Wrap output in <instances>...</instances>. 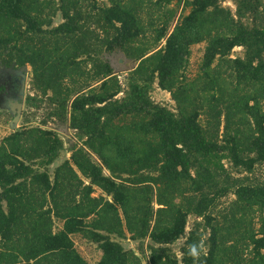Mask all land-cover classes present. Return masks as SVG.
Instances as JSON below:
<instances>
[{
    "label": "trees",
    "instance_id": "trees-1",
    "mask_svg": "<svg viewBox=\"0 0 264 264\" xmlns=\"http://www.w3.org/2000/svg\"><path fill=\"white\" fill-rule=\"evenodd\" d=\"M157 1L183 2L191 9L172 30L168 22L156 26L154 39L148 40L138 6L126 0L91 5L0 0V63H29L37 92L28 94L27 102L39 106L44 97L51 105L48 115L68 123L83 139L80 146L71 144L70 158L52 176L47 167L65 143L56 130L21 126L0 138V240L5 244L0 264H89L75 245V232L98 243L99 264H140L141 256L112 236L126 237L127 231L130 238L157 243L147 245L150 264H222L230 257L226 250L221 255L225 240L237 232L253 244L248 264H264V180L235 176L223 161L246 172L264 162L260 99L254 95L250 104L247 97L238 106L247 112L241 117L249 116V132L240 133V127L232 132L228 125L221 133L222 110L212 108L202 122L203 103L189 105L191 87L181 78L191 45L205 39V67L219 57L239 80L264 81V22L244 20L246 14L259 17L262 0H235V12L220 0ZM59 11L63 20L52 25ZM236 45L244 46V54L232 57ZM117 49L138 59L126 88L104 56ZM82 59L91 64L86 74L91 79L80 85ZM155 81L171 92L175 109L151 98ZM4 88L0 81V92ZM97 187L106 195H93ZM230 191L237 195L233 211L241 206L261 210L257 231H243L236 213L226 225L209 212ZM53 214L63 219L58 230ZM190 214L203 216L210 226L209 247L203 252V234L191 230L179 259L169 244L186 234ZM190 245L199 246L198 258L188 254ZM139 248L145 253L143 241Z\"/></svg>",
    "mask_w": 264,
    "mask_h": 264
},
{
    "label": "rangeland",
    "instance_id": "rangeland-1",
    "mask_svg": "<svg viewBox=\"0 0 264 264\" xmlns=\"http://www.w3.org/2000/svg\"><path fill=\"white\" fill-rule=\"evenodd\" d=\"M82 2H88L90 5L94 2V0H81ZM129 4H135L139 8V13L141 15V21L144 23L146 27V35L143 36V39L153 40L156 34L155 27L163 24L164 22H168L169 30H172L177 23L178 20L182 18L183 15L187 14L191 6L184 5L183 2L172 1L170 3H159L157 0H126ZM98 3L109 4L110 0H97ZM57 3V1H56ZM220 3L228 8H231L233 12L236 10V2L235 0H220ZM262 4L264 5V0H262ZM261 4V7L263 5ZM63 20V16L61 12H57V14L53 17L52 25H56ZM244 20L247 22H251L252 24L259 22L260 20L264 22V9L260 12L259 17L254 19V16L251 14H246ZM165 42V38H162L158 43V46ZM207 44V40H201L199 42H195L191 45V51L189 55V60L186 66L182 69V80L187 82L188 86L191 87L189 90L188 99L189 105L193 106L195 104L203 103L201 108L200 119L202 122H206L207 117L210 116V112H212V108L215 110H222L221 113V125L220 132H224L226 128H229L233 132L236 130V127H240V133L246 134L251 130V124L248 121V117H241L243 114H247L246 111H242L239 109V104H244L247 101V97L249 99L250 104L254 102V95L260 99L261 105L264 108V81H245L239 80L236 72L232 67H230L228 62H225L224 59L217 57L214 62L205 67L204 63V51ZM154 47V46H152ZM114 56H118L121 53V49H117ZM244 46L236 45L232 51L230 56L236 57L238 55L244 54ZM108 52H104V56ZM110 56V55H109ZM80 61V67L77 68L79 70L80 75L83 80L80 79L78 84H84L86 80L91 79L90 75H86L89 72V68L91 67L90 63ZM25 65V64H24ZM3 65L0 63V81H4L6 77V71L2 67ZM28 68V77H27V87L25 91V102L23 104V111L21 118L15 126L12 124L13 113L9 107V99L6 93L0 92V138H3L5 135L9 134L11 131L21 127V126H33V125H41L43 127L52 128L56 130V132L64 139V147L60 151L59 156L48 165L49 172L52 176H54V171L57 165L62 163L66 158H70L72 150H70V146L72 143L76 142L78 146L82 144L83 139H79L76 133V130L69 126L70 133L67 134L65 132V127L68 123L60 121L56 116H49L48 112L51 109V105L48 103L47 99L41 100L39 102V106L32 105L27 102L28 94H35L37 91L32 85V66L29 63H26ZM128 71L120 72V79L122 81L123 86L126 88V76L128 75ZM88 76V79H87ZM77 77V76H76ZM70 81L67 79V82ZM94 79L92 82H95ZM97 83V82H96ZM70 84H75L73 81H70ZM77 84V85H78ZM52 91L49 90V93ZM124 91L119 92L118 95H123ZM217 97V99H212ZM151 98L157 102H160L163 105H166L172 109L176 108L177 101L172 97L171 92L167 89H163L158 85V82L155 81L153 86L150 89ZM40 97V96H39ZM241 100V101H240ZM231 110V114L227 115V111ZM250 120V119H249ZM122 121H120L121 123ZM252 123V122H251ZM227 126V127H226ZM243 131H245L243 133ZM137 135V134H136ZM138 143V142H137ZM225 162V166L234 174L243 175L248 174L249 180L252 182H258L264 180V162H259L255 165L252 172H246L242 170L240 167L234 166L228 159L223 160ZM77 170L78 167L75 166ZM80 175L84 178L85 182L88 183L89 180L85 177L82 172ZM104 194L106 195L102 189L97 187L93 191V195ZM237 197L232 191L228 192L226 195L221 196L217 199L216 204L211 207L209 212L218 219L219 223H225L229 225L231 223L232 216L239 218L242 223V230H251L257 231L260 227V214L261 210L257 206H248L243 207L241 209L234 208L233 211V200ZM156 207L159 205L155 200L152 202ZM232 211L229 213V211ZM121 214H123V211ZM227 213L228 216H224ZM53 225L54 230L60 229L63 225V219L57 217L53 214ZM191 230H196L198 233L203 234L200 244L202 246L203 252L208 250V237L210 234V226H206V220L203 216H197L195 214H190L188 216V222L186 226V234L179 237L176 241L169 244L171 249L178 256L179 259L183 257L182 247L185 245L187 235ZM223 232H226V229H222ZM117 240L123 243L124 247L129 249H134L137 254L141 256L140 264H150L149 262V249L147 245L157 244L151 238L142 239H134L130 238L131 233L127 231L126 237H121L116 234L112 235ZM72 238L75 242L77 249L81 252V254L88 260L89 264H99V260L102 256V250L99 247L98 243L94 240H91L87 236L84 235L83 232H75L72 234ZM143 241V244L146 248L145 253L141 251L139 248L140 242ZM21 242V241H20ZM14 242L10 241L9 244ZM16 244V243H15ZM4 242L0 240V249L4 246ZM225 248V249H224ZM224 248L221 250V255L224 250L227 251L226 256H230L229 259L226 257V262L223 261L222 264H248L254 256L253 253V244L250 239H245L239 232L235 233L233 237L225 240ZM225 258V257H224ZM130 264H138L135 262H131Z\"/></svg>",
    "mask_w": 264,
    "mask_h": 264
},
{
    "label": "water",
    "instance_id": "water-1",
    "mask_svg": "<svg viewBox=\"0 0 264 264\" xmlns=\"http://www.w3.org/2000/svg\"><path fill=\"white\" fill-rule=\"evenodd\" d=\"M110 58L112 59L110 61L111 66L113 67L114 73H120L123 71H128L134 69L138 65V59L134 57H129L124 51H121V53L118 56H114V54L110 55ZM115 60L125 61L124 64L118 65L115 63ZM7 71H10L11 73H17L22 75V82L20 89L17 93L16 99H11L9 102V107L13 113V119L12 124L15 126L21 118L22 111H23V104L25 100V78H26V71L28 70L26 64L20 66L19 68L8 66L6 67ZM65 132L67 134L70 133L69 125H66Z\"/></svg>",
    "mask_w": 264,
    "mask_h": 264
},
{
    "label": "flooded vegetation",
    "instance_id": "flooded-vegetation-1",
    "mask_svg": "<svg viewBox=\"0 0 264 264\" xmlns=\"http://www.w3.org/2000/svg\"><path fill=\"white\" fill-rule=\"evenodd\" d=\"M116 51L118 50H113L111 52H108L106 54V58L111 61L112 59L110 58L109 55L111 54H115ZM120 51H123V50H120ZM130 57V56H129ZM125 61H120V60H115V63H117L118 65H122L124 64ZM20 66L22 65H19V66H13V67H17L19 68ZM3 69L6 71V77H5V80L2 81V83L5 85V88L4 90L1 91V93H6L7 96H8V93L10 94V96H8V99H9V102L11 99H16L17 98V93L20 89V86H21V82H22V75L20 74H17V73H11L10 71H7L6 70V67L5 66H2ZM8 67V66H7ZM27 77H28V70L26 71V78H25V91H26V87H27ZM26 97V96H25ZM25 102V100H24Z\"/></svg>",
    "mask_w": 264,
    "mask_h": 264
},
{
    "label": "clouds",
    "instance_id": "clouds-1",
    "mask_svg": "<svg viewBox=\"0 0 264 264\" xmlns=\"http://www.w3.org/2000/svg\"><path fill=\"white\" fill-rule=\"evenodd\" d=\"M190 256H192L193 258H198L200 255V249L199 246L197 245H190L189 246V253Z\"/></svg>",
    "mask_w": 264,
    "mask_h": 264
}]
</instances>
